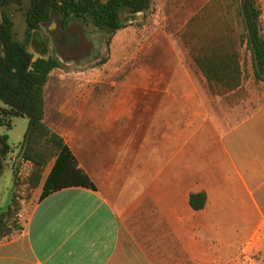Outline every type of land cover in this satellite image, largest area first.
Segmentation results:
<instances>
[{
  "label": "rangeland",
  "instance_id": "obj_1",
  "mask_svg": "<svg viewBox=\"0 0 264 264\" xmlns=\"http://www.w3.org/2000/svg\"><path fill=\"white\" fill-rule=\"evenodd\" d=\"M210 1L152 0L151 8L144 12L123 10L124 27L113 35L98 29L90 18L71 17L62 23L56 14L39 29L30 31V0L12 4L7 13L14 21L16 38L35 57L45 55L62 61L45 88L47 120L51 126L57 128V122H69L59 115L60 110L117 116L134 113L142 117L140 122L144 126L136 134L135 144H129L133 121L124 129H120V121L113 122L104 133L97 131L95 125L87 132L82 127L80 139L72 140L76 154L83 164H90V169L86 168L99 186L95 169L107 170L116 157L132 161L134 156L137 166L143 167L150 155L153 176H161V181L166 177L164 185L168 184L169 194L178 195L188 186L194 191L201 190L203 187L196 184L201 181L217 191V218L224 213L222 218L227 225L235 222L254 228L262 215L250 197V190L264 205V80L254 77L251 52L241 38L237 4L220 0L218 15L210 14L215 13L211 5L195 30L189 32L190 45L194 44L191 47L201 55L212 50L218 40L231 39L241 54L244 79L238 89L226 94L211 91L190 46L181 37L192 17ZM256 2L262 10L260 24L264 35V3ZM11 122L10 128L0 122V134L8 135L12 147L8 164L0 175V214L10 204L18 167V177L23 181L19 218L24 225L43 186L31 191L24 184L32 164L19 156L29 119L15 117ZM51 166L45 168L44 179ZM131 172L133 180L135 173ZM131 192V188H126L124 196L129 198ZM204 222L205 228H199L198 232L207 245L214 235L208 227L210 221ZM252 236L241 249H236L238 252L229 264H240L245 257L249 264H264V232H253Z\"/></svg>",
  "mask_w": 264,
  "mask_h": 264
},
{
  "label": "crops",
  "instance_id": "obj_2",
  "mask_svg": "<svg viewBox=\"0 0 264 264\" xmlns=\"http://www.w3.org/2000/svg\"><path fill=\"white\" fill-rule=\"evenodd\" d=\"M199 101L206 103L204 99ZM59 115L69 122L59 121L55 124L57 128L50 126L64 136L75 154L71 142L80 139L82 127L87 132L95 125L97 131L104 133L114 123L120 121L119 127L124 129L133 121L131 145L144 126L140 122L142 117L134 113L117 116L60 110ZM88 142L85 134V144ZM134 158L132 164L131 158L120 161L116 157L107 170L95 169L100 186L88 170L90 164L84 163L85 166L79 158L97 190L69 187L37 202L24 229L0 242V264H229L238 252L236 249H241L245 240L253 237V232H264V205L262 200L259 203L245 179L243 183L262 215L254 228L238 226L235 222L227 225L222 218L224 213L217 218L215 189L198 181L196 184L203 187L201 190L194 191L188 186L178 195L169 194L168 184L164 185L166 177L161 181V176H153L151 156L143 167L137 166ZM153 158L156 159L155 154ZM133 170L135 178L131 180ZM128 187L132 191L129 198L124 196ZM200 191L207 193L208 202L205 208L193 210L190 194ZM206 220L210 221L208 227L214 235L207 245L198 232ZM241 261L240 264H249L246 257Z\"/></svg>",
  "mask_w": 264,
  "mask_h": 264
},
{
  "label": "trees",
  "instance_id": "obj_3",
  "mask_svg": "<svg viewBox=\"0 0 264 264\" xmlns=\"http://www.w3.org/2000/svg\"><path fill=\"white\" fill-rule=\"evenodd\" d=\"M231 1L237 4L236 16L242 28L241 38L251 52L254 77L264 80V35L260 24L262 10L256 0H229ZM22 2L23 0H0V122L10 128L12 118L29 119L22 150L29 138L23 159L32 164V171L24 184L31 191L43 186L37 202L69 187L97 190L95 181L81 166L72 147L47 120L45 88L52 72L60 68L62 62L59 58L51 56L35 57L28 47L16 38L14 21L7 13V8ZM220 3V0H211L200 13L192 17L188 30L181 34V37L190 46V53L211 91L221 95L238 89L244 79L241 54L235 49V43L231 39L218 40L212 50L199 55L194 47H191L194 44L190 45L188 36L211 5H214L215 13L210 14L218 15ZM151 5L152 0H30L29 30L39 29L42 23L48 22L52 15L56 14L62 23H66L71 17L90 18L98 29L113 35L124 27L121 19L123 10L144 12L149 10ZM11 153L8 135L0 134V175L8 164ZM49 164L52 166L44 179V171ZM22 182L18 177L17 167L10 204L0 214V242L24 229L19 218L22 208ZM189 202L193 210H201L206 207L208 195L205 191L191 193Z\"/></svg>",
  "mask_w": 264,
  "mask_h": 264
},
{
  "label": "water",
  "instance_id": "obj_4",
  "mask_svg": "<svg viewBox=\"0 0 264 264\" xmlns=\"http://www.w3.org/2000/svg\"><path fill=\"white\" fill-rule=\"evenodd\" d=\"M28 141H29V138H27V140H26V142H25V145H24V147H23V150H22V152H21L19 158L22 157V156H24V154H25V152H26V150H27V148H28Z\"/></svg>",
  "mask_w": 264,
  "mask_h": 264
},
{
  "label": "flooded vegetation",
  "instance_id": "obj_5",
  "mask_svg": "<svg viewBox=\"0 0 264 264\" xmlns=\"http://www.w3.org/2000/svg\"><path fill=\"white\" fill-rule=\"evenodd\" d=\"M62 62V61H61Z\"/></svg>",
  "mask_w": 264,
  "mask_h": 264
}]
</instances>
